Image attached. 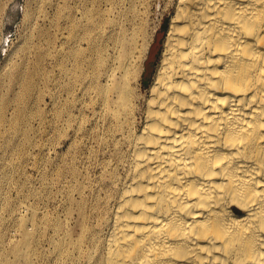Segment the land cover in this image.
<instances>
[{
  "label": "bare ground",
  "instance_id": "6f19581e",
  "mask_svg": "<svg viewBox=\"0 0 264 264\" xmlns=\"http://www.w3.org/2000/svg\"><path fill=\"white\" fill-rule=\"evenodd\" d=\"M163 9L171 17L144 93L136 60L154 43L136 56L134 32L116 38L110 60L99 33L67 17L59 68L108 121L102 141L115 166L101 230L54 249L68 264H264V0H167ZM29 224L19 221L10 264H33L39 229Z\"/></svg>",
  "mask_w": 264,
  "mask_h": 264
},
{
  "label": "rangeland",
  "instance_id": "374dc122",
  "mask_svg": "<svg viewBox=\"0 0 264 264\" xmlns=\"http://www.w3.org/2000/svg\"><path fill=\"white\" fill-rule=\"evenodd\" d=\"M0 1V264L16 261L11 248L20 238L22 218L33 220L30 232L39 229L32 263L68 264L70 257L54 249L53 241L69 237L71 242V235L101 230L99 216L113 189L105 175L115 163L113 147L102 141L108 121L92 109L84 85L59 68L70 31L67 17L91 37L99 33L97 42L110 60L117 56L116 38L134 32L140 56L159 35L145 81L146 56L136 60L144 93L158 68L171 15L163 9L167 0ZM87 10L91 23L105 18L98 30L83 19ZM91 54L94 60L100 56Z\"/></svg>",
  "mask_w": 264,
  "mask_h": 264
},
{
  "label": "water",
  "instance_id": "95a60500",
  "mask_svg": "<svg viewBox=\"0 0 264 264\" xmlns=\"http://www.w3.org/2000/svg\"><path fill=\"white\" fill-rule=\"evenodd\" d=\"M159 47V35L156 37V42L150 47V50L148 52V58L145 62V71L143 74V80L145 81L146 78L149 76L150 70H151V64L153 63L156 53L158 51Z\"/></svg>",
  "mask_w": 264,
  "mask_h": 264
}]
</instances>
